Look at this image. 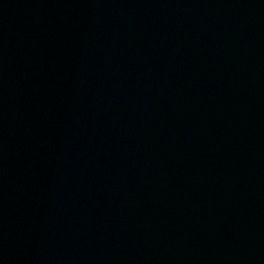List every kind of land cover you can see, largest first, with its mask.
<instances>
[{"label": "water", "instance_id": "1", "mask_svg": "<svg viewBox=\"0 0 264 264\" xmlns=\"http://www.w3.org/2000/svg\"><path fill=\"white\" fill-rule=\"evenodd\" d=\"M264 111V0H0V194Z\"/></svg>", "mask_w": 264, "mask_h": 264}]
</instances>
